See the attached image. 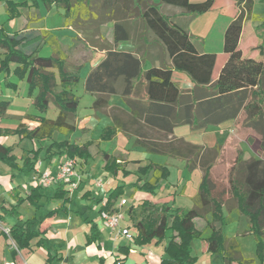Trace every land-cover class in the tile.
Masks as SVG:
<instances>
[{"label":"trees","instance_id":"trees-1","mask_svg":"<svg viewBox=\"0 0 264 264\" xmlns=\"http://www.w3.org/2000/svg\"><path fill=\"white\" fill-rule=\"evenodd\" d=\"M8 20L17 18L33 6L35 11L28 15L23 30L10 33L4 24L0 25V71L12 72L29 84V96H34L36 108L46 113L53 102L58 113L51 118L43 115H26L27 119L38 121L35 126L20 123L15 129L0 128L2 135H18L23 139L52 140L45 149V158L54 156H78L83 161L91 157L90 145H78L69 138L55 140V132L73 134L77 127L73 122L80 96L75 93L81 80L82 64H71L69 55L62 49L58 35L46 28H31L32 22L43 19L40 4L49 10L56 5L64 8L63 27L76 31L74 38L83 37L91 45L106 50L105 58L87 75L84 90L95 95L92 107L110 114L113 124L104 128L101 139L111 140L118 132L135 136L134 144L147 152L185 160L191 170L199 168L202 180L191 208L174 207L172 202H152L144 199L137 206H130L137 235L133 241L144 245L156 240L162 242L169 231L170 241L165 247V257L160 264H195L198 257L192 254L193 242H206L207 251L221 258V264H256L257 259L246 257L237 236L229 237L223 227L239 220L242 214L249 218L244 234H253L260 264H264V39L258 45L260 58L243 56L239 48L244 22L258 19L253 12V0H235L240 7L238 16L229 24L224 35V51L229 59L213 82L212 74L216 61L213 52H201L197 41L177 20L162 11V5H171L190 16L203 14L211 9L215 0L193 2L191 0H7ZM113 23V43L103 33V26ZM264 29V21L261 23ZM132 41L137 53L116 49L123 41ZM157 45L164 50L167 60L152 64L144 69L148 49ZM45 46L49 55L42 54ZM143 50V54L140 51ZM139 54V55H138ZM11 63L16 67L11 71ZM187 74L195 84L192 91L183 90L173 81V70ZM203 89V93L199 90ZM120 94L129 107L109 108V97ZM8 102H0V116ZM234 120L238 133L245 140H257L254 147L259 157L245 158V149L235 147L236 157L227 164L226 187L218 188L214 182V168L224 163L222 144L207 147L191 143L183 138L169 137L179 125H190L203 129ZM43 147L24 150L20 156L13 153L14 146L0 144V163L29 174L41 158ZM105 169L113 175L122 172L130 174L127 161L121 157L105 155ZM19 160L22 163H19ZM229 163V162H228ZM141 174L133 183L135 190L155 195L170 170L165 164L150 162L140 166ZM150 176V178L144 179ZM54 194L61 198L58 208L13 223L7 238L17 249L29 247L32 239L40 237L37 244L48 251L46 264H52L50 240L42 236L35 223L41 224L60 211L69 213L70 199L66 197L64 185ZM125 184L118 185L108 196L99 212L109 210L124 191ZM40 187L32 189L26 197H18L17 203L28 201L38 203L44 194ZM104 198H99L102 203ZM174 202V201H173ZM13 206L11 211H17ZM17 213V212H16ZM211 216L209 219L208 216ZM202 218L205 225L198 228L196 219ZM4 217H0V222ZM90 225L88 242L99 239L97 225L84 217ZM116 259L114 264H122Z\"/></svg>","mask_w":264,"mask_h":264},{"label":"crops","instance_id":"crops-1","mask_svg":"<svg viewBox=\"0 0 264 264\" xmlns=\"http://www.w3.org/2000/svg\"><path fill=\"white\" fill-rule=\"evenodd\" d=\"M151 1L159 3L161 0ZM191 1L200 2L204 0ZM253 2V12L258 15V19L255 20L251 18L245 20L239 41V48L245 57L260 58L261 56L257 47L263 43L264 39V29L261 25V23L264 21V0H253ZM4 4L6 5V3ZM44 8L40 7L42 15H44ZM161 8L165 14L174 17L178 24L184 26L189 31V33L197 41V46L201 52H213L216 54V61L212 74V80L215 82L219 78L222 68L229 59V54L224 51V35L229 24L238 16L240 12V7L237 2L235 0H215L209 11L196 16L185 14L181 9L171 5H162ZM34 11L35 8L34 10L28 9L24 12V14L16 18L15 21H17V19L19 20L18 30H23L26 27L28 23V15ZM3 14L4 16H0V25L5 24L7 20L6 18L8 17L6 11ZM46 14L41 20L46 18ZM37 22L38 21L32 22L30 24L31 28H46L54 31L59 37V42L62 49L69 55V62L75 65L82 64L83 68H87V72L84 77L85 84L88 73L105 58L106 50L95 45L91 46L86 44L81 39H79V45V42L73 41V37L76 36V31H74L71 27H63L65 30L64 33L59 34L58 31L54 29V27H50L48 24L38 26ZM249 22H251V29L248 32L247 26ZM104 27L107 29L111 28V34H108L107 31L105 32V36L110 43H113V23L103 26L102 30H104ZM58 29H60V26H58ZM114 47L118 50L137 53L136 45L130 40L120 42ZM41 53L44 55H49L51 53L50 48L45 46ZM141 53L143 54V50L140 51V54ZM164 60H167L168 63H171L161 47L152 45L148 49V57L144 62V69H147L152 64L159 65ZM15 67L16 63H11V71L14 70ZM2 73L4 74V88L0 89V102L4 101L8 102V104L5 112L0 116V128L15 129L20 123H25L30 126L37 125L38 121L26 118V115L28 114L37 116L43 115L51 118L56 117L58 108L53 102L49 103L48 109L49 112H53V116H49L48 111L46 113H41L36 108L34 103V96L36 92L33 97L29 96L28 94L29 84L27 81L20 80L18 76L12 72ZM172 79L174 82L179 84L180 88L183 90L192 91L195 88V84L191 78L181 71L174 69L172 72ZM202 90L203 89H200L199 93L205 92ZM91 95L92 100L94 101L95 95ZM113 98L114 97L112 96L109 97V108L121 107L124 110L129 111V107L125 101L123 102L118 97H115L114 99ZM92 104L90 107H92ZM73 122L75 123L77 130L73 134L65 135L64 138H60L62 137L60 136L58 141L69 138L71 142L78 145L91 143V154L92 156L97 157L99 164L98 169L101 172V175L106 177L107 180L106 183L103 181V185L99 186L97 181L93 178V175H91L92 170H89L87 167V160L83 161L78 156L75 157L78 161L77 170H79L81 174L84 172L85 175H83L80 186L75 190H71L69 183L65 181L66 184L63 188L66 191L65 196L70 199V202L67 205L71 211L69 213L60 211L58 214L48 218L43 223H35L34 225L35 228H39V230L43 232V237L50 240L51 254L54 256L52 264H114L116 259H122V264H160L161 259L166 256L165 247L170 241V236L172 235L171 231L167 233L166 238L162 242L156 243V240H153L152 242L144 245L135 244L133 238H129L125 235H119L116 237L115 230L109 228L100 215L99 209L103 203L99 204L98 199L103 197L107 202L109 194L118 185H120V179L123 181L121 182L122 184L128 186V177H122V172H119L117 175H113L105 169L106 154L109 155V157H121L123 160L127 161V169L132 172L133 176L140 166L145 164L147 165L150 162H156L160 164L165 163L158 161V158L156 157H150L151 155L155 156L159 154L149 153L144 148L136 146L134 144L135 136H126L122 132H118L111 140H106V142L109 141L113 144V147L110 150H102L101 145L105 141L101 139L100 136H98L100 138L99 139L94 135L96 131H100L101 134L105 127L113 124V120L108 111L96 110L93 108L92 113H89L83 117L76 113ZM185 125L191 128L192 133L200 132L204 129L207 130V132L210 131L211 133L219 132L224 136V140L226 141L245 140V137H243L241 133H238L234 120L225 121L221 124L198 130L193 129L188 124ZM56 133L57 132H55L54 137L56 136ZM169 137L183 138L187 140V135L185 134L182 136L177 134L176 128L174 129L173 135ZM25 140L26 139L20 140L18 135L15 134L0 136V144L14 146L13 153L17 154L18 156H20L24 150L39 148H36V146H30L29 148L24 147L23 145ZM198 145L214 147L208 144ZM146 153H148L150 156H147ZM64 157L67 156H54L47 160L39 158L37 162L42 160V165L40 167L41 171H50L52 175H56L59 170V163ZM37 162L35 169L29 174L20 172L18 169H13L4 162L0 163L3 164V166H0V217H4V220L0 222V264H46L47 262V249L37 244L40 237L32 239L29 247L17 249L16 245L7 238L3 230L4 227H10L15 222L45 214L49 210L58 208L61 205L63 199L54 197L56 189L59 187V183L45 186L42 182H40L37 179ZM19 163L21 164L22 161L19 160ZM185 164L186 169L191 171V173L188 174V179H185L183 182L177 179V182L175 183L165 180L155 195L143 192L141 190H136L134 195L137 197V201H135L130 206H137L144 199H149L152 202L157 203H162L165 201L172 202L171 197L175 194H178L179 192L183 195H186L189 187L188 185L190 177L196 173L201 175L202 180V171L199 168H194L191 170L188 168L186 161ZM167 167L169 166L167 165ZM139 176L141 175H136V180L132 182V184L137 181ZM147 178H150V176L144 179ZM114 184L115 186L111 188ZM35 187H40V191L44 194L38 203L30 204L28 201L20 204L17 203L18 197H26ZM97 189L98 192L96 193L95 191ZM132 189H134V187H132ZM195 195L192 196L193 199ZM118 199L119 198L115 200L114 205L111 207V209H109V211H121L125 213L124 219L121 221L122 227L129 228L130 232L135 236L137 235L138 231L134 226V221L131 215L128 213V208L130 206L126 208V203L124 205H120ZM43 201L53 205L52 208L48 209L44 213L39 212L40 208L44 207L42 204ZM75 202H78V204L82 205V208H80L79 205L75 207ZM97 204L99 205L97 211L98 219L92 220L98 227L96 233L99 236V239L92 240L89 243L88 236L91 234V228L90 225L84 221V217L91 219L88 216V210H96L94 208ZM183 205L185 206H181V208L189 206L188 202L186 204L184 202ZM13 206H17V213L11 211ZM173 206L175 208L179 207L176 204ZM208 218L210 219L211 216L209 215ZM228 236L231 237V235ZM239 243L241 246L240 241ZM202 244H205L207 249L206 242H202ZM133 255H138L134 263H132Z\"/></svg>","mask_w":264,"mask_h":264},{"label":"rangeland","instance_id":"rangeland-1","mask_svg":"<svg viewBox=\"0 0 264 264\" xmlns=\"http://www.w3.org/2000/svg\"><path fill=\"white\" fill-rule=\"evenodd\" d=\"M4 3H6V5ZM29 3L32 4L33 0H29ZM40 7L44 8V5L40 4ZM7 9H8V1L7 0H1L0 1V16H4L3 13L5 11L7 13ZM32 9L34 10L33 6L31 7V10ZM45 11H47V12H45ZM43 14L44 15L46 14V18L44 20H39L40 22L39 21H38L39 23L37 22L38 26L48 24V26L54 27V29L57 30L59 34L64 33L65 30L63 29V26H62L64 23V17H63L64 8H62L60 6L53 5V6H51V8L49 10L44 8ZM6 19H5L6 22L4 25L6 26L7 30L10 33H14L16 31H18L19 20L17 19V21H15L16 18L8 20V17ZM250 23L251 22H249L248 26H247L248 32L251 29ZM58 26H60V29H58ZM107 31H108V34H111L110 33L111 28L107 29L106 27H104V30H103L104 35H105V32H107ZM81 40H83L84 43L91 45L83 37H81ZM73 41L79 42V39L73 37ZM79 45H80V42H79ZM148 66H149V63H148ZM82 69H81L82 70V75H81L82 78H81L80 82L78 83L77 88L75 89V93L80 96V104H79V107L77 108L76 113H78L79 116H81V117L93 112V108L90 107V105L92 104V101H93L92 95L90 93H86L84 91V77L86 75L87 68L82 67ZM1 88H4V74L2 72H0V89ZM111 96L114 98L118 97L124 102V99L120 95L112 94V95H110V97ZM48 115L53 116V112L48 111ZM176 133L180 134L182 136L186 134L187 140H189L190 142L195 143V144H208V145L216 146L218 144L223 143L221 150L224 151L223 152L224 156L222 157V159L224 160V163L220 162V164L217 165L216 168H214V173H213L214 182L216 183V186L218 188L226 187V185L228 183V181H227L228 171H226V167H227V164L231 165L232 162L234 161V159L236 157V152L234 149L237 145H240L241 147H243L245 149V158H247V159H249L251 157H259L260 153H261L253 145V143H256L257 140H251V141H247V140L228 141L227 140L226 141V140H224V136L222 134H220L219 132H217V133L212 132L211 133L210 131L207 132V130L203 129L200 132H193L192 133L191 128L187 125L176 127ZM99 134H100V131L99 132L96 131L94 136L96 138H99L98 136L101 137L102 132L100 135ZM60 136H62V137H60ZM64 136H65L64 134L62 135V133L57 132L54 139L58 140L59 137L64 138ZM51 141L52 140H49V139H33V140L32 139H26L23 146L27 147V148H29L30 146H36V148L37 147H39V148L43 147V149H42L43 151L41 152L40 156L42 159L47 160V158H45V149L50 144ZM104 141L105 142H103L101 145V149L102 150H110L113 147V144L109 141H107V142H106V140H104ZM146 155L150 156L148 153H146ZM150 157H156V158H158V161H162L169 166L168 168L170 170V174H169L167 180H169L170 182L175 183V182H177V179H179L181 182H183L185 179H188L187 178L188 174L191 173V171L186 169L185 161L182 159L173 158V157H169V156H165V155H155V156L151 155ZM87 162H88V165H87L88 169L92 170L91 175H93V178L96 181L100 179V180H102V182L104 181L106 183L107 178L103 177L101 175V172L98 169L99 164H98L97 157L91 155V157L88 158ZM145 165H143V166H145ZM0 166H3V164H0ZM183 173H184L185 178L183 176ZM137 174L141 175L138 172V169H137V172L134 174V176H133L132 172H130V174L127 176H124L122 173V177H128V179H127L128 186H125L123 194L121 195V197H119L118 201H119V204H121V201L125 200L126 208L129 207L131 204H133L135 201H137V197H135V195H134V192L136 190L132 189V187H133L132 182H134L136 180ZM81 175L83 178V175H85V173L83 172ZM200 181H201V175L194 173L192 175V177H190L189 185H188L189 187H188V191H187L186 195H183L180 192L178 194H175L174 196L171 197L172 203L174 205L176 204L177 206L181 207V206H185V205H183L184 202H185V204L188 202V204H189L188 208H191L194 204L192 196L198 192V185H199ZM121 182H123V181L120 179L119 184H122ZM114 186H115V184L111 188H113ZM95 192L97 193L98 189ZM182 200H185V201H182ZM181 202H182V204H181ZM42 204L44 207H41L40 211H39L42 213L46 212L48 209L53 207V205H51V203L49 204V203L44 202V201L42 202ZM77 205H79L80 208H82L81 207L82 205L78 204V202H75L74 206L77 207ZM93 207H94V205H93ZM98 208H99V205L97 204L94 208L96 210H88V216L91 219H93V220L98 219V212H97ZM248 221H249L248 216L245 214H242L240 216L239 220L226 224L223 227V232L226 235L238 236L239 241L241 242V247L243 249L245 256L249 257V258L257 259L256 264H260V261L258 259L257 252H256V240H255L254 235L253 234H244L245 229H247V227H248ZM196 222H197V226L199 228H202L204 226L205 221L203 219L199 218L196 220ZM154 245H155V243H154ZM192 254L194 256L198 257L196 264H221V258L213 256L209 252H207L206 245L202 244V242L200 240H195L193 242ZM137 257H138V255L132 256V263L135 262Z\"/></svg>","mask_w":264,"mask_h":264},{"label":"built area","instance_id":"built-area-1","mask_svg":"<svg viewBox=\"0 0 264 264\" xmlns=\"http://www.w3.org/2000/svg\"><path fill=\"white\" fill-rule=\"evenodd\" d=\"M42 165V160L37 162V179L42 182L45 186L52 185L58 182H68L71 190L77 189L82 182V175L79 170H77L78 161L76 158L64 157L59 163V170L56 175H52L50 171H41L40 167ZM99 186L103 185L102 180H97ZM103 205L106 204V200H103ZM125 200L121 201L120 205H124ZM103 221L106 225L115 230L116 237L119 235H125L129 238H133V234L130 232L129 228L122 227L121 221L124 219V213L121 211H109L102 210L100 213ZM6 234H9V227L3 228ZM8 264V263H5Z\"/></svg>","mask_w":264,"mask_h":264}]
</instances>
